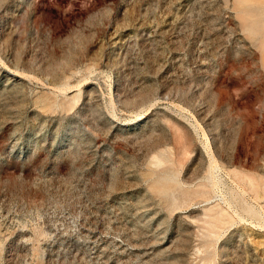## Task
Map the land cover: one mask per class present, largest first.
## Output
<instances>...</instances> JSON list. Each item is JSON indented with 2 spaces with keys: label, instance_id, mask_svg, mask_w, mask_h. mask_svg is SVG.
Here are the masks:
<instances>
[{
  "label": "rangeland",
  "instance_id": "obj_1",
  "mask_svg": "<svg viewBox=\"0 0 264 264\" xmlns=\"http://www.w3.org/2000/svg\"><path fill=\"white\" fill-rule=\"evenodd\" d=\"M0 264H264V0H0Z\"/></svg>",
  "mask_w": 264,
  "mask_h": 264
},
{
  "label": "bare ground",
  "instance_id": "obj_2",
  "mask_svg": "<svg viewBox=\"0 0 264 264\" xmlns=\"http://www.w3.org/2000/svg\"><path fill=\"white\" fill-rule=\"evenodd\" d=\"M15 76H17V75H15ZM165 153H166V152H165ZM173 156H174V155H173ZM170 159H171V158H170ZM212 159H213V158H212ZM167 160H168V159H167ZM159 161H160V160H159ZM159 161H158V162H159ZM169 162H170V161H169ZM171 162H172V161H171ZM214 162H215V161H214ZM161 163H162V162H161ZM164 163H165V162H164ZM211 163H213V162H211ZM217 165H218V164H217ZM213 167H214V166H213ZM169 171H170V170H169ZM171 172H173V171H171ZM174 172H175V171H174ZM238 172H239V171H238ZM167 173H169V172H167ZM239 173H240V172H239ZM172 175H173V174H172ZM172 175H171V176H172ZM237 176H238V175H237ZM247 177H248V176H247ZM248 179H249V178H248ZM252 185H253V184H252ZM181 188H182V187H181ZM175 197H176V196H175ZM222 221H223V220H222Z\"/></svg>",
  "mask_w": 264,
  "mask_h": 264
}]
</instances>
